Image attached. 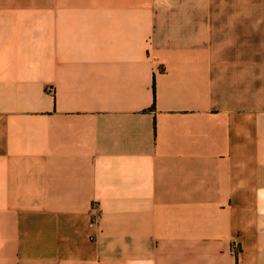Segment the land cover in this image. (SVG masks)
Segmentation results:
<instances>
[{
    "label": "crops",
    "instance_id": "obj_1",
    "mask_svg": "<svg viewBox=\"0 0 264 264\" xmlns=\"http://www.w3.org/2000/svg\"><path fill=\"white\" fill-rule=\"evenodd\" d=\"M0 264H264V0H0Z\"/></svg>",
    "mask_w": 264,
    "mask_h": 264
}]
</instances>
